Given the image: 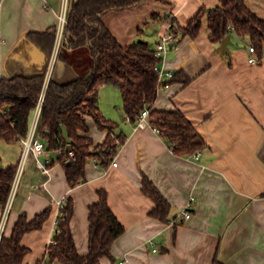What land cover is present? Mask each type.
<instances>
[{"label": "crops", "instance_id": "0c3cea01", "mask_svg": "<svg viewBox=\"0 0 264 264\" xmlns=\"http://www.w3.org/2000/svg\"><path fill=\"white\" fill-rule=\"evenodd\" d=\"M62 3L0 0V77L43 68L40 47L29 43L18 47L29 32L57 26ZM218 3L146 0L131 9L109 11L103 22L122 45L141 38L151 43L154 37L157 45L171 18L186 25L201 7ZM246 3L264 18V0ZM232 39L231 56H222L210 39L205 17L198 36L183 37L161 63L165 71H184L192 78L187 85L174 81L161 89L155 107L180 109L195 125L207 142L199 159L175 154L152 125L131 122L121 90L112 84L100 88L99 107L115 122V133L127 135L115 156L118 165L112 161L104 168L94 158L86 166V181L72 187L62 162L49 165L46 173L34 155L28 158L5 235H11L22 212L33 218L48 206L53 209L41 229L25 234L23 244L31 251L24 264H35L45 256L56 228L58 203L69 196L74 200L71 228L77 249L88 253L89 205L98 200L99 189L107 190L109 205L125 232L113 244V258L104 256L98 264H214L216 259L224 264H264V57L262 63L251 64L248 43ZM63 51L57 75L52 72L54 79L67 82L90 74L89 45ZM87 124L95 144L103 142L107 130L100 129L91 116ZM22 151V141L0 139V168L18 164ZM50 152L47 149L40 160H51ZM143 174L171 203L169 222L150 215L155 202L142 190ZM191 196L195 197L192 216L185 219L181 212ZM2 213L0 207V220Z\"/></svg>", "mask_w": 264, "mask_h": 264}, {"label": "trees", "instance_id": "16d2710c", "mask_svg": "<svg viewBox=\"0 0 264 264\" xmlns=\"http://www.w3.org/2000/svg\"><path fill=\"white\" fill-rule=\"evenodd\" d=\"M146 0H71L65 27V38L58 51L57 60H62L64 47L77 49L89 45L92 70L67 82L54 79L53 75L45 87L49 62L56 44V28L31 31L21 45L35 44L43 51L45 63L41 70L18 73L9 78L0 77V139L17 142L27 136L31 119L41 96L44 94L38 135L45 140L51 151V161L63 163L70 186L86 181V166L90 160L99 159L107 168L125 143L127 135L115 133V122L107 119L99 107V91L105 84L121 90L126 115L137 124L147 106L153 127L179 156H191L207 148V142L195 125L180 109H159L155 102L159 94L157 66L162 57L146 39H138L122 45L103 22V16L112 10H126L139 6ZM163 1V0H162ZM210 30V39L217 47L231 34L245 40L256 49L257 56L264 57V18L256 14L246 0H219L215 7H201L186 24L180 25L171 18V29L180 41L185 36L196 38L201 31L204 18ZM142 31V30H141ZM249 48V47H248ZM231 56V54H228ZM181 81L187 85L192 78L184 71L174 74L170 82ZM87 116L94 118L100 129L107 130L103 142L95 144L90 135ZM69 131L66 140L62 126ZM62 149L55 156V152ZM75 154L70 157V152ZM17 172V164L0 168V207L4 208ZM143 192L152 198L155 207L150 215L169 222L172 205L156 184L143 174ZM98 200L89 205V251L81 254L71 228L74 215V200L71 196L59 209L56 228L45 256L35 264H98L101 258H113L112 247L125 232V226L113 212L108 201V192L98 190ZM53 207L29 218L22 212L10 236L3 235L0 242V264H24L31 248L23 244L25 234L41 229L49 218ZM214 264H224L218 259Z\"/></svg>", "mask_w": 264, "mask_h": 264}, {"label": "built area", "instance_id": "2783aa9c", "mask_svg": "<svg viewBox=\"0 0 264 264\" xmlns=\"http://www.w3.org/2000/svg\"><path fill=\"white\" fill-rule=\"evenodd\" d=\"M70 4H71V0H63L62 8H61V12L59 14V19H58L57 28H56V47L54 49V53H53L52 58L49 62V65H48L47 76L45 79V87L48 85V83L51 79L52 72L54 69V65H55V62L57 59L58 51H59V49H60V47L64 41V38H65V27H66L67 22H68L67 15H68V12L70 9ZM171 26H172V22L169 21L167 31L161 36L160 40L158 41V43L156 45L157 54L160 57H162V62H163L165 55L169 49L178 47L179 40L176 38L175 34L173 33ZM249 51L251 52V55L249 56V62L251 64L262 63V60L257 56L256 49L253 45H249ZM156 69H157L158 74H159V77H158L159 89L161 90V89L167 88L171 83L170 80L173 78L174 72L165 71L161 64L159 66H157ZM43 101H44V94L41 96L39 104L33 113V116L31 119V124H30V129H29L27 136H25L21 139V141L23 143V151H22L20 160L17 164V172L15 175V179H14L8 200H7V202L3 208V213H2L1 220H0V242H1L3 235L6 232L7 225H8L9 218H10V214H11L12 207H13V203H14V200H15V197L17 194V190H18V187L20 184V180H21V177L23 175L25 164H26L28 158L31 155H34L36 160H37V164L42 169V171H44L46 173H48L50 171L49 163L51 160L48 159L46 162H43L39 158L48 149L47 143L45 142V140L40 138V136L38 135V127H39V123L41 120ZM149 115H150V110L146 106L138 118L137 125L142 126V127L151 125L150 120H149ZM154 129L156 131H158V129L156 127H154ZM62 151H63L62 149L57 150L58 153H61ZM200 155H201V152L198 151V152L193 154V158L199 159ZM70 157L71 158L75 157V154L73 151L70 152ZM112 163H113V165H118L116 158L113 159ZM65 200H66V198L59 201V203H58L59 209L64 207ZM194 200H195V197L191 196L187 206L182 210L181 216L183 218L187 219V218H190L192 216L191 209H192V205H193ZM173 222H175V221H173ZM151 244L154 245V242H151ZM154 251H158V248L157 247L154 248ZM118 264H125V261H120Z\"/></svg>", "mask_w": 264, "mask_h": 264}, {"label": "water", "instance_id": "95a60500", "mask_svg": "<svg viewBox=\"0 0 264 264\" xmlns=\"http://www.w3.org/2000/svg\"><path fill=\"white\" fill-rule=\"evenodd\" d=\"M52 31L54 32L55 29L53 28ZM234 44V41L232 39V35L231 34H228L221 42V44L217 47V51L220 52V54L222 56H225V54H231L232 51H231V45ZM44 54V53H43ZM45 56V55H44ZM63 128V133H64V137L66 140H69L70 137H69V131L68 129L63 125L62 126Z\"/></svg>", "mask_w": 264, "mask_h": 264}, {"label": "rangeland", "instance_id": "374dc122", "mask_svg": "<svg viewBox=\"0 0 264 264\" xmlns=\"http://www.w3.org/2000/svg\"><path fill=\"white\" fill-rule=\"evenodd\" d=\"M153 39V40H152ZM150 41H151V46L152 47H156V39H155V37L154 38H152ZM237 45L238 46H242V44L240 43V42H237ZM61 61L62 60H59V61H57L58 62V67H57V69L55 68L56 66H54V72L56 73V75H57V72H58V68H59V66H60V64H61Z\"/></svg>", "mask_w": 264, "mask_h": 264}, {"label": "bare ground", "instance_id": "6f19581e", "mask_svg": "<svg viewBox=\"0 0 264 264\" xmlns=\"http://www.w3.org/2000/svg\"><path fill=\"white\" fill-rule=\"evenodd\" d=\"M156 48V47H155ZM192 210V209H191ZM174 219V218H173ZM178 223V222H177Z\"/></svg>", "mask_w": 264, "mask_h": 264}]
</instances>
